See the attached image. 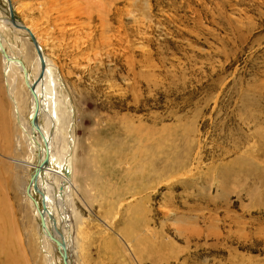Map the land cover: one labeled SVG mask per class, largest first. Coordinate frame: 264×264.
<instances>
[{"label":"rangeland","instance_id":"1","mask_svg":"<svg viewBox=\"0 0 264 264\" xmlns=\"http://www.w3.org/2000/svg\"><path fill=\"white\" fill-rule=\"evenodd\" d=\"M10 2L69 101L72 264H264V0ZM7 9L0 44L29 120L36 51ZM1 57L0 264H62L15 185L29 155Z\"/></svg>","mask_w":264,"mask_h":264},{"label":"bare ground","instance_id":"2","mask_svg":"<svg viewBox=\"0 0 264 264\" xmlns=\"http://www.w3.org/2000/svg\"><path fill=\"white\" fill-rule=\"evenodd\" d=\"M3 2L6 3V0ZM10 3L8 2V15ZM0 21L6 22L5 19ZM8 23H11L10 17ZM16 23L21 24L18 21ZM12 27L14 26L12 25ZM28 30L30 31V29ZM37 45L42 51L38 39ZM3 48L1 42L0 53L2 54L1 62L5 74L4 80L9 99L13 104V116L21 127V136L15 140V150L29 155H26L27 157L24 159H13L19 169L29 172H26V180L24 178L20 182L15 180L17 182L15 185H20L17 187H20L21 195L25 199H29L28 202L34 210V215L39 222L37 225L40 226L43 234L41 235L43 247L48 253H52L56 251L55 246L57 245L61 250L60 253L58 250L56 251L59 261H62V264H72V260L69 259L73 252L74 243L73 238L69 237V233H71V228L68 229L71 227L69 213L72 212L73 214V195L80 193L81 188L76 182L74 168L77 151L74 150L69 101L61 90L56 89L60 83L54 78V66L45 57L43 51L40 58L34 47L36 51L35 81L28 86L31 93V109L29 120H24L19 114L18 104L12 92L15 81L8 77L9 74L13 73L16 62L11 59L9 54L7 56ZM19 63L24 70V65L21 61ZM23 72L25 73V71ZM40 119L43 120V124H41ZM24 147L27 151H23ZM66 147H68L67 150H65ZM33 174L34 178L32 177ZM58 228L59 231H57ZM0 241H2V237H0ZM57 241L59 242L57 243ZM75 250L74 247V252ZM63 255L66 257V263L63 262Z\"/></svg>","mask_w":264,"mask_h":264},{"label":"water","instance_id":"3","mask_svg":"<svg viewBox=\"0 0 264 264\" xmlns=\"http://www.w3.org/2000/svg\"><path fill=\"white\" fill-rule=\"evenodd\" d=\"M8 2H10V1L8 0ZM9 17H10L11 24H12L14 27L19 28V29H21V30H24V31H26V32L28 33V35H29V37H30V39H31V41H32V43H33V46L35 47V49H36V51H37L38 56L41 58V51H40V49H39V47H38V45H37V42H36V40H35L33 34H32V33H31L26 27H24L23 25H21V24H19V23H16V21H15V19H14V16H13V12H12L10 6H9ZM41 60H42V59H41ZM32 177L34 178V174L32 175ZM42 219H43V217H42ZM43 220H44V219H43ZM58 242H59V241H57V243H58ZM64 261H65V263H66V257L63 255V262H64Z\"/></svg>","mask_w":264,"mask_h":264}]
</instances>
